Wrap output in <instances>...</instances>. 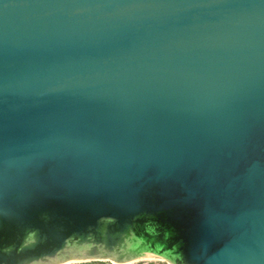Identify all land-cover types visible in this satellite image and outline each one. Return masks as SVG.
Listing matches in <instances>:
<instances>
[{"label": "water", "instance_id": "95a60500", "mask_svg": "<svg viewBox=\"0 0 264 264\" xmlns=\"http://www.w3.org/2000/svg\"><path fill=\"white\" fill-rule=\"evenodd\" d=\"M264 264V0H0V264Z\"/></svg>", "mask_w": 264, "mask_h": 264}, {"label": "rangeland", "instance_id": "374dc122", "mask_svg": "<svg viewBox=\"0 0 264 264\" xmlns=\"http://www.w3.org/2000/svg\"><path fill=\"white\" fill-rule=\"evenodd\" d=\"M68 264H113L112 260H90L86 262H70ZM130 264H169L165 260L159 259H144L140 261H136Z\"/></svg>", "mask_w": 264, "mask_h": 264}, {"label": "bare ground", "instance_id": "6f19581e", "mask_svg": "<svg viewBox=\"0 0 264 264\" xmlns=\"http://www.w3.org/2000/svg\"><path fill=\"white\" fill-rule=\"evenodd\" d=\"M86 261H90V260H86ZM86 261H83V262H86ZM94 261V260H93Z\"/></svg>", "mask_w": 264, "mask_h": 264}]
</instances>
